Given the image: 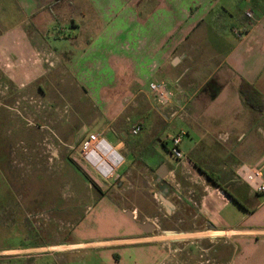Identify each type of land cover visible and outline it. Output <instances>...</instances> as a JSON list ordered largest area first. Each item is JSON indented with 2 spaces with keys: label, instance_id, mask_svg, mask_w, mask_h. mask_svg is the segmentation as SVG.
Wrapping results in <instances>:
<instances>
[{
  "label": "crops",
  "instance_id": "0c3cea01",
  "mask_svg": "<svg viewBox=\"0 0 264 264\" xmlns=\"http://www.w3.org/2000/svg\"><path fill=\"white\" fill-rule=\"evenodd\" d=\"M0 53L21 58L23 74L33 80L46 72L70 75L110 123L126 101L150 96L153 81L174 88L175 108L181 101L178 122L184 128L175 133L184 130L188 145L181 142L183 160L166 161L172 168L165 177L180 169L181 176L197 180L196 218L208 227L164 233L165 241L78 240L55 246L52 254L118 249L135 256L130 264H148L151 256L155 263L164 260L148 242H175L178 248L185 242L182 247L189 248L212 238L230 244L224 264H264V194L250 185L257 165L264 181V141L259 148L256 136L246 139L247 131L260 129L249 117L264 111L250 109L238 91L244 80L264 98V0H0ZM21 80L26 83V76ZM212 80L220 90L211 96L200 89ZM144 163L151 166L148 157ZM124 263L119 256L116 264Z\"/></svg>",
  "mask_w": 264,
  "mask_h": 264
},
{
  "label": "rangeland",
  "instance_id": "374dc122",
  "mask_svg": "<svg viewBox=\"0 0 264 264\" xmlns=\"http://www.w3.org/2000/svg\"><path fill=\"white\" fill-rule=\"evenodd\" d=\"M19 60L0 53V264H116L119 256L121 263L130 264L135 256L121 254L118 249L83 248L60 255L50 251L78 240L117 237L118 226L132 227L129 216L145 224L185 220L203 225L196 218L197 180L181 176L180 169L160 182L156 176L160 166L166 171L172 168L166 162L172 160L169 143L165 148L160 140L184 128L178 122L182 112L169 118L176 111L173 105L161 107L151 102L150 96L140 94L126 101L122 114L110 123L70 75L46 72L33 80L23 74L27 71ZM15 76H26V83ZM200 86L198 83L197 88ZM216 89L220 86L212 80L200 90L212 96ZM184 91L191 95L196 89ZM249 119L256 120L260 129L247 131L246 139L256 136L259 141L255 146L260 148L264 113ZM136 122H141L142 131L132 136L130 129ZM90 135L97 140L84 150ZM101 140L114 149L110 156L116 162L106 179L86 156L99 149ZM182 142L186 147L188 138ZM147 157L150 167L144 163ZM102 159L107 160L104 155ZM178 177L189 185L187 189L177 185ZM160 196L175 214L163 205ZM113 213L121 219L115 220ZM166 237L158 233L153 239L165 241ZM207 244L210 248L206 250ZM183 245L185 242L180 243ZM229 248L223 239L201 238L179 264H224ZM170 255L177 253L170 250ZM168 258L161 264H176L171 263L174 258ZM156 259L151 256L148 264Z\"/></svg>",
  "mask_w": 264,
  "mask_h": 264
},
{
  "label": "built area",
  "instance_id": "2783aa9c",
  "mask_svg": "<svg viewBox=\"0 0 264 264\" xmlns=\"http://www.w3.org/2000/svg\"><path fill=\"white\" fill-rule=\"evenodd\" d=\"M246 16L251 18V13H246ZM177 88V87H176ZM148 89L150 93V99L151 102L155 103L158 106L165 107L168 104L171 103L173 98L175 97L174 95V88L168 86L164 82L160 81H153L148 84ZM178 108H176V111H173L170 115L169 118H174L180 113V107H181V101L178 102ZM142 131V124L141 122H136L134 125H132L130 129V134L132 136H137L140 132ZM186 135V132L184 130H179L175 134H170V136L167 137L166 143H169V148H168V153L170 156L177 160L181 161L184 159V154L182 153V150L180 148L182 138H184ZM97 140V137L94 135H90L86 138L84 142V150L88 149L89 147H93V143ZM101 143H106L104 140H101ZM100 144V142H99ZM93 145V146H92ZM101 145V144H100ZM92 150H90L86 156L88 163H90L99 176L101 178L106 179L108 176H110V173L113 170V165H115V161L111 158L110 156V151L106 152L105 154L101 153L102 155L106 156L107 160H103L102 157L100 159L99 163H93L92 161ZM253 182L250 184L254 191L259 194H264V181L262 180V175H261V166H255V168L252 171L251 174Z\"/></svg>",
  "mask_w": 264,
  "mask_h": 264
},
{
  "label": "flooded vegetation",
  "instance_id": "af4514ba",
  "mask_svg": "<svg viewBox=\"0 0 264 264\" xmlns=\"http://www.w3.org/2000/svg\"><path fill=\"white\" fill-rule=\"evenodd\" d=\"M169 211L175 214V211H173L172 208H170ZM128 219L130 220L133 229H129L130 231H128L127 229H119L118 238L131 237V238H139V239H153L156 236H158V233L164 235V233L167 232H173L174 234H178L180 232H200L202 229L208 227L206 225L203 228L201 225L198 226L192 221H185V220L161 221V222L157 221V223L145 224L143 222L139 223L137 221H134L135 217L132 218L129 216ZM167 229H169V231H167ZM159 243H157V241H151L146 243L147 245L145 246L154 248L155 249L154 253L158 258L161 254L162 255L164 254V256H162L163 259H169L168 257H171V259L174 258L175 259L174 262L171 263L179 264V262L183 259V257L186 254L189 255V252L191 250L190 247L178 248L176 247L175 242L168 243L167 246L164 247L160 246ZM209 248L210 246L207 244L205 249L207 250ZM120 249L123 248L120 247ZM170 250L173 251L174 253H177V255H170ZM118 261H120V259H118ZM161 263L162 262H160L159 260L158 263L155 264H161Z\"/></svg>",
  "mask_w": 264,
  "mask_h": 264
},
{
  "label": "trees",
  "instance_id": "16d2710c",
  "mask_svg": "<svg viewBox=\"0 0 264 264\" xmlns=\"http://www.w3.org/2000/svg\"><path fill=\"white\" fill-rule=\"evenodd\" d=\"M209 84V83H208ZM208 84L206 85V87L208 86ZM238 91L240 93V95L242 96L244 103L252 110L254 111H258V112H263L264 111V98L262 97V95L249 83H247L244 80L240 81L239 87H238ZM162 146L166 148V142H161ZM72 165L74 166V168L76 169V171L84 178L87 179V176L85 175V173L79 169L77 166L74 165V163H72ZM206 177L208 178V180L210 182H212L213 184L216 185V181L215 179L211 176V174L209 173H205ZM224 192L225 190L222 189ZM226 193V192H225ZM232 200H234L236 202V200L229 194L226 193Z\"/></svg>",
  "mask_w": 264,
  "mask_h": 264
},
{
  "label": "bare ground",
  "instance_id": "6f19581e",
  "mask_svg": "<svg viewBox=\"0 0 264 264\" xmlns=\"http://www.w3.org/2000/svg\"><path fill=\"white\" fill-rule=\"evenodd\" d=\"M108 150L114 151V149L110 145H108L107 143H102V145L99 146V149H93V151H92L93 163H99L100 159L102 157L101 152L103 154H105L106 152H109Z\"/></svg>",
  "mask_w": 264,
  "mask_h": 264
},
{
  "label": "water",
  "instance_id": "95a60500",
  "mask_svg": "<svg viewBox=\"0 0 264 264\" xmlns=\"http://www.w3.org/2000/svg\"><path fill=\"white\" fill-rule=\"evenodd\" d=\"M166 173H167V171L164 168V166H160L159 169L156 172L157 181L160 182L162 179H164V176L166 175ZM160 199H161L163 205H165L166 207H170V208L172 207V206H170L169 202L166 201L162 196H160ZM167 234H169V235L171 234L172 235L174 233L173 232H167Z\"/></svg>",
  "mask_w": 264,
  "mask_h": 264
}]
</instances>
